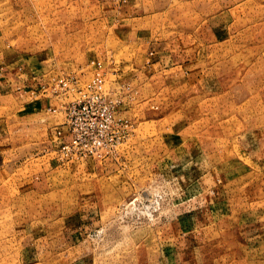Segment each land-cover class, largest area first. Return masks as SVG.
I'll use <instances>...</instances> for the list:
<instances>
[{
	"label": "rangeland",
	"instance_id": "374dc122",
	"mask_svg": "<svg viewBox=\"0 0 264 264\" xmlns=\"http://www.w3.org/2000/svg\"><path fill=\"white\" fill-rule=\"evenodd\" d=\"M7 65L39 89L0 94V264H264V0H0ZM96 74L129 134L61 160L54 84Z\"/></svg>",
	"mask_w": 264,
	"mask_h": 264
},
{
	"label": "built area",
	"instance_id": "2783aa9c",
	"mask_svg": "<svg viewBox=\"0 0 264 264\" xmlns=\"http://www.w3.org/2000/svg\"><path fill=\"white\" fill-rule=\"evenodd\" d=\"M54 87L73 96L65 104V129L58 132L63 139L56 148L61 160L101 159L125 140L130 124L120 116L121 102L110 93L106 76L96 74L87 82L69 76Z\"/></svg>",
	"mask_w": 264,
	"mask_h": 264
},
{
	"label": "crops",
	"instance_id": "0c3cea01",
	"mask_svg": "<svg viewBox=\"0 0 264 264\" xmlns=\"http://www.w3.org/2000/svg\"><path fill=\"white\" fill-rule=\"evenodd\" d=\"M6 69L7 70H5L4 72L5 74H0V94L1 95H4L8 98H17L22 95H25V93H23V90H22L23 84L26 85L25 86L26 91L29 89V91L32 90L33 92V89H37V90L39 89V85H38L39 81L35 80V85H32V80L30 79V77H28L27 74H20L22 71L20 72L19 70H17V68H10L9 65H7ZM20 86L22 87L20 88ZM63 129H65L64 121L58 127L55 126L54 130L50 131V134H49L50 149L49 150L56 151V148L58 147V145L61 144L63 139L61 138V136L58 135V132L59 130H63ZM114 154L116 156L118 152L113 151L112 153L108 154L104 158H101V159L96 158V159L97 160H109L110 158L114 157ZM57 156H54L51 159H48L42 164L43 173L47 174L48 172L53 171L57 167L56 166L57 165L56 162H58V160H56ZM86 160H92V159H86ZM18 161L19 159L17 160V162ZM76 161L78 162V160H72L70 162H76ZM4 162L5 161H2V163L0 164V174H1V170H3ZM17 162L14 161V166L11 167L12 171H19L20 168H24L23 166L24 163L18 164ZM5 165L8 166L7 163ZM6 169H8V171L11 172L10 168H6ZM4 173L7 174L5 171Z\"/></svg>",
	"mask_w": 264,
	"mask_h": 264
}]
</instances>
